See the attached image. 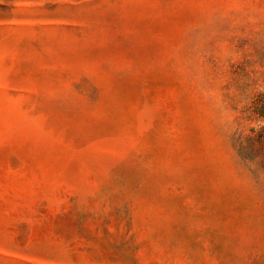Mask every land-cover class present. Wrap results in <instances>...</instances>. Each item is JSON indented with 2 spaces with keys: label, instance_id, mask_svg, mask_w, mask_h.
Wrapping results in <instances>:
<instances>
[{
  "label": "rangeland",
  "instance_id": "rangeland-1",
  "mask_svg": "<svg viewBox=\"0 0 264 264\" xmlns=\"http://www.w3.org/2000/svg\"><path fill=\"white\" fill-rule=\"evenodd\" d=\"M0 264H264V0H0Z\"/></svg>",
  "mask_w": 264,
  "mask_h": 264
}]
</instances>
